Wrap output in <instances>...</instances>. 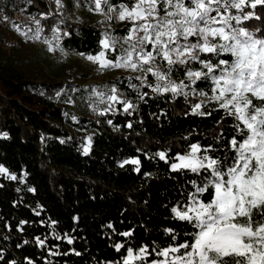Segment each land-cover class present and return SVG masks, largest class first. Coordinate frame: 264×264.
Here are the masks:
<instances>
[{"label": "trees", "instance_id": "16d2710c", "mask_svg": "<svg viewBox=\"0 0 264 264\" xmlns=\"http://www.w3.org/2000/svg\"><path fill=\"white\" fill-rule=\"evenodd\" d=\"M133 2L110 0L117 7ZM76 10L78 22L70 17ZM255 11L260 20L236 27L259 28L258 35L264 34V11ZM17 12L37 19L43 36L59 45L56 52L97 56L104 51L101 40L108 32L94 0H60L54 15L49 0H0V18ZM131 26L113 13L114 37L127 36ZM121 54L110 51L106 57L118 59ZM219 58L233 59L228 53ZM2 64L0 53V165L8 169V174H0V264H124L129 248L137 255L144 246L151 255L132 264H151L164 259L157 255L162 249L192 243L191 234L198 229L176 219L172 208L182 211L193 193L209 202L213 189L198 193L196 186L206 184L210 173L174 172L170 165L199 144L198 156L219 158L226 169L235 156L230 141L235 137L241 142L246 135L234 127L239 121L209 99L215 87L211 80L191 84L185 66L176 67L170 79L189 84L185 92L208 93L185 98L154 91L161 82L139 69L124 70L106 84L50 85L25 81ZM153 67L167 70L160 58ZM192 68L201 65L193 63ZM112 95L118 99H108ZM201 101V111L211 115L192 114L193 105ZM124 102L134 107L125 112ZM157 152L166 153L167 163ZM133 159L140 164L124 163ZM125 232L132 235H122ZM117 244L123 245L119 251Z\"/></svg>", "mask_w": 264, "mask_h": 264}, {"label": "snow or ice", "instance_id": "6c2138e0", "mask_svg": "<svg viewBox=\"0 0 264 264\" xmlns=\"http://www.w3.org/2000/svg\"><path fill=\"white\" fill-rule=\"evenodd\" d=\"M94 5L96 11L116 13L118 20L128 21L132 26L125 37L103 34V48L122 53L118 59H106L102 51L97 56H87L88 60L99 64L101 70L131 68L151 73L161 82L153 89L156 92H171L173 96L185 98L190 94L207 97L208 93H197L195 89L185 92L189 84L170 79L176 67L185 66V76L191 84L197 80L212 81L214 94L209 99L224 109L226 115L240 122L234 125L237 131L244 133L246 130L241 142L235 137L230 141L235 156L232 165L226 169L224 161L219 158L198 156L199 144H192L190 153L178 155L179 163L170 165L174 172H209L207 183L196 186V192L203 193L212 188L213 198L205 203L193 193L190 203L182 211L172 208L176 219L187 221L198 231L191 234V244L186 241L162 249L157 255L164 259L152 260L151 264H264V34L257 35L261 32L259 28L251 31L243 26L236 27L243 21L260 20L261 16L255 10L264 11V0H134L131 5L118 7L110 0H94ZM233 9L242 15H233ZM33 38L39 39V35ZM201 53L207 56L202 57ZM225 53L231 54L233 59H220ZM157 58L166 62V71L153 67ZM213 59H216L215 64ZM193 63H199L201 68L193 70ZM108 99L116 101L118 97L112 95ZM124 103L125 112L134 107L131 103ZM204 104L201 101L193 105L192 114L211 115V112L201 111ZM88 151L86 147L84 153ZM155 155L167 163L165 152ZM124 163L139 165L140 161L133 159ZM135 170L140 171L139 167ZM0 174H8V169L0 165ZM10 179L16 180L17 177L11 175ZM166 232L173 233L174 230L166 229ZM122 235L131 236L132 233ZM68 243L71 244L72 240L69 239ZM121 247L123 245L117 244L116 250ZM181 249L185 251L181 252ZM127 253L124 264H132L137 259L147 260L151 255L147 246L140 248L137 255L131 248Z\"/></svg>", "mask_w": 264, "mask_h": 264}, {"label": "rangeland", "instance_id": "374dc122", "mask_svg": "<svg viewBox=\"0 0 264 264\" xmlns=\"http://www.w3.org/2000/svg\"><path fill=\"white\" fill-rule=\"evenodd\" d=\"M57 7V0H49L51 15H54ZM21 13H14L11 17L1 15L0 18V53L3 60L2 66L8 73L22 76L25 81L41 84L65 83L89 86L106 84L122 74L124 70H132L131 68L101 70L99 64L88 60L87 56L56 52V49L58 50L56 42L52 37L43 36L37 19L26 14L25 17H20L21 20L17 19L16 14ZM99 15L104 18L105 29L111 34L113 13L99 12ZM109 15H111L110 19ZM70 17L75 22L81 19L78 10L70 13ZM119 22L125 21L119 20ZM37 34L39 39L33 38ZM49 48H52V51H49ZM110 51L113 52L111 49H104L106 59H109L106 54Z\"/></svg>", "mask_w": 264, "mask_h": 264}, {"label": "built area", "instance_id": "2783aa9c", "mask_svg": "<svg viewBox=\"0 0 264 264\" xmlns=\"http://www.w3.org/2000/svg\"><path fill=\"white\" fill-rule=\"evenodd\" d=\"M16 17H17V19L19 18L21 20L22 17H25V14L24 13L16 14Z\"/></svg>", "mask_w": 264, "mask_h": 264}]
</instances>
